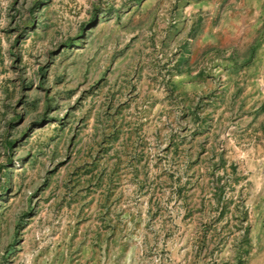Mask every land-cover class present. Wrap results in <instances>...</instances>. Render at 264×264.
Returning a JSON list of instances; mask_svg holds the SVG:
<instances>
[{
	"label": "rangeland",
	"instance_id": "1",
	"mask_svg": "<svg viewBox=\"0 0 264 264\" xmlns=\"http://www.w3.org/2000/svg\"><path fill=\"white\" fill-rule=\"evenodd\" d=\"M0 264H264V0H0Z\"/></svg>",
	"mask_w": 264,
	"mask_h": 264
}]
</instances>
